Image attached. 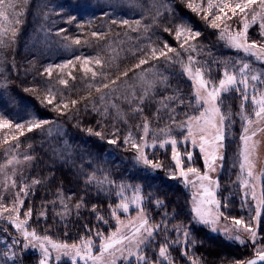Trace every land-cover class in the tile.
I'll list each match as a JSON object with an SVG mask.
<instances>
[{
	"label": "trees",
	"instance_id": "trees-1",
	"mask_svg": "<svg viewBox=\"0 0 264 264\" xmlns=\"http://www.w3.org/2000/svg\"><path fill=\"white\" fill-rule=\"evenodd\" d=\"M197 6L203 10L193 11ZM206 9L207 0H5L4 10L9 20H0V33H3L0 35V119H9L13 127L0 130V168L24 152L34 161L26 182L29 197L24 204L25 211L32 209L30 229L58 243H79L80 238L91 236L98 244L96 231L107 237L116 229L117 220L111 213L117 210L121 202L117 193L122 191L129 200L137 194L143 196L144 213L153 226H161L151 239V244H155L147 251L149 264L153 261L192 264L193 260L197 264H233L236 260L254 257L249 236L239 233L246 241L243 244L230 239L233 235L228 231L235 227L231 220L220 219L214 226L216 230L196 220L192 202L197 193L191 184L180 183L179 178L166 179L161 168H156L154 174L139 169L131 141L124 142L130 133L138 139L142 134L138 125L145 121L153 133L171 127L180 139L169 112L174 108L179 114L177 120H183L184 112L193 111L186 105L195 100L194 87L182 65L165 62L163 58L151 59L153 47L162 48L166 41L181 52L185 62L191 55L206 70L210 69L214 80H218L225 65L242 58L237 50L225 47L221 39L224 24L220 28L212 27L214 15L207 14ZM60 11L62 14L58 15ZM216 12L214 8L213 13ZM113 19L116 24H112ZM123 20H128V25L121 24ZM178 25L200 33L189 41L196 51H182L174 35L164 31L166 27L174 30ZM227 25L234 30L241 29L242 17H233ZM93 32L103 36L93 37ZM77 38L81 41L79 45L74 43ZM248 40L260 41L255 25L249 28ZM138 47L149 53V62L140 68L135 67L143 58ZM78 56L101 58L102 65L94 70L105 74L104 82L127 71L128 75H121L117 81L120 91L100 102L101 93L96 91L99 75L92 80L91 73L85 75L82 71L69 77V74L49 77L44 73L49 65L72 61ZM61 78L68 80L67 86L59 83ZM53 95V104H47L44 98ZM141 98L143 103H139ZM178 99L184 103H178ZM222 99L231 110L237 111L241 104L235 91ZM72 100L77 101L75 106ZM62 103L69 105L63 115L54 110ZM137 106L143 109L142 113L134 111ZM34 122H41V127L27 131L28 125ZM16 123L24 128L17 130ZM53 127L59 128L58 134L48 133ZM13 136L17 138L13 140ZM113 139L117 141L115 144L108 142ZM170 156L171 149H168L160 160L163 167L173 169ZM195 164L202 167L200 156L195 158ZM218 173L221 178L223 172ZM257 182L256 188L261 184ZM232 202L233 215L230 210L225 211L231 217L240 218L237 209L240 199ZM135 209L131 208L130 215L117 210V215L127 224L135 220ZM6 229L15 237L10 228ZM185 232L189 234L187 238L183 235ZM257 239L264 245L261 224ZM165 244L168 245L166 258L159 256V247ZM33 261L28 255L20 257V264ZM61 264H70V261L65 257ZM132 264L137 262L132 260Z\"/></svg>",
	"mask_w": 264,
	"mask_h": 264
},
{
	"label": "snow or ice",
	"instance_id": "snow-or-ice-1",
	"mask_svg": "<svg viewBox=\"0 0 264 264\" xmlns=\"http://www.w3.org/2000/svg\"><path fill=\"white\" fill-rule=\"evenodd\" d=\"M257 0H236L235 3L232 0H207V14H213L214 18L211 19V26L214 28H220L221 23L224 24V30L221 33V39L233 49L242 51L248 56L255 57L257 60H264V43H257L256 41L248 40L249 28L257 22L259 18L261 23L259 27L264 34V13H254L251 16V23L248 22L249 12L252 5L256 4ZM260 5L264 8V0H260ZM5 0H0V20L8 21L9 16L4 10ZM217 9L216 13H213V9ZM193 11L203 10L199 6L194 7ZM229 12L231 15H229ZM243 14V25L239 30L229 31L227 21L231 20L234 16H240ZM115 19L112 20V24H116ZM123 25H128V20L120 21ZM138 23V22H137ZM60 32L65 31L60 29ZM165 32L170 35H174V39L179 44L182 51H196L194 45L189 44L190 40H195L200 36L198 31H193L185 25H178L175 29L164 28ZM3 35V33H0ZM93 37L100 36L102 33L93 32ZM182 41V42H181ZM151 42V41H150ZM74 43L79 45L80 39H75ZM188 45V48H185ZM141 52L143 58L139 59V62L135 65L136 68H140L149 62V53L143 49L137 48ZM173 55H169V54ZM150 58L153 60H159L163 58L165 62H177L183 67V71L187 78L191 81L194 87L195 100L189 102L188 107H192V112H184L183 120H177L179 115L174 108L169 112V119L176 125V129L179 130L181 138L177 139L174 135V130L169 127L167 130L161 129L159 133H152V145L151 147H157V137L163 134V138L160 139L158 144L159 148L164 149L166 146L171 148V161L173 162L174 169L178 172L179 177L182 178L186 184H191L197 188V194L193 198V212L195 213L196 220L202 224L209 225L215 229V225L220 219L231 220L235 226L233 232L235 235L231 236L230 239L238 240L241 244L245 243L241 239L239 233H248L251 243L254 248V258L247 260H236L233 264H264V245H261L257 239V228L261 221L262 209H264V171L257 173V160L256 153L259 141L255 140L254 137L258 133L264 134V74H256L252 72L250 64L244 61H236L232 64L225 65L218 80H214L210 76V69L206 70L203 64H199L189 55L187 62L181 58V52L177 51L176 48L169 45L166 41L163 43L162 48L153 47L150 50ZM78 61H81V70L87 75L91 73V79L96 80L98 75L101 78L99 86L96 87V91L101 93L99 97L100 102H104L105 98H111L115 93L120 91L117 81L122 76H127L128 72L124 71L120 75H117L115 79H111L108 82H104L107 77L103 72L98 73L90 65L96 66L102 65L101 58L92 57H76ZM72 61H67L63 64L49 65L44 69V73L50 77L53 69L67 68L71 65ZM240 66L237 67L236 65ZM74 66V65H73ZM44 73H41L43 75ZM71 75V74H69ZM74 78V77H73ZM143 80L144 77L142 76ZM60 84H68V80L60 79ZM102 89L108 90L102 92ZM27 91V89H26ZM232 91L239 94L241 99L240 110L236 115L241 117L242 132L239 137L241 145L237 153V163L239 171L244 174L247 179L240 180L239 183L243 187L250 189L252 200L256 201L254 209L255 215L251 216L248 220L243 218L231 217L225 209H227V202H222L217 199V189L219 188V177L211 175L217 172V169L222 167L225 159L224 149L226 147V127L228 124L234 123L232 119V113L230 110L222 111L223 99L222 97ZM55 96L46 98L47 104H53ZM143 103V99L139 101ZM178 103L183 104L182 99H178ZM71 104L75 106L76 100H72ZM68 103H62V105H56L54 110L64 114L63 110L68 109ZM95 107V105H93ZM167 107V105H165ZM134 111L143 112L142 108L134 109ZM13 124L9 119H0V130L12 128ZM41 127V122H34L28 125L27 131L31 132L33 128ZM142 129V135L140 137L141 143L131 142V147L138 151L137 160L145 165H152V161L145 155L144 149L149 147L147 137L150 135V126L147 121L142 125H138ZM17 130L23 129L24 125L20 123L15 124ZM91 131V129L89 130ZM23 135V132H20ZM100 135L99 132L95 133ZM17 137L13 136L15 140ZM132 141L131 133L125 138V143ZM8 141L5 140V143ZM109 143L115 144V139L108 141ZM180 146H183V152L180 150ZM191 146L192 150H189ZM198 148L199 155L203 164V171L195 164V149ZM11 163V161H9ZM154 167H160L159 164L153 165ZM237 164L234 163L233 167ZM193 177L195 179H193ZM261 180L260 194L257 197L256 194V181ZM91 182V178H89ZM34 183H39L35 181ZM22 192L27 195L25 189H21ZM138 191V190H137ZM247 197L248 193H244ZM120 197L121 202L117 205V210L122 211L124 214H131L130 205H134L137 210V217L135 220L129 221L127 225L120 220L117 215V210L112 211V216L117 220V226L115 231H112L107 237H105L100 231H96L95 236L99 240L96 241L88 236L86 238H80L79 243H64L54 242L49 236L39 235L35 230H30L27 221L32 217V209L29 208L24 213L25 220H10L9 223L15 228V230L22 234L24 241H32V247H38L40 252V259L38 264H52L54 260L56 264L63 258H68L70 264H117L118 258L121 262H128L133 258L137 264H149L148 257L145 249L151 243V239L156 231L161 227L160 225L149 226V219L144 213V209L141 204V197L137 194L134 195L130 200L123 196L122 191L117 193ZM24 205L23 199H17L16 203L11 209L5 208L4 205L0 204V208L4 211L15 212L16 217L20 215V210ZM67 208V205L64 206ZM80 204L76 205L79 209ZM111 207V205L109 206ZM93 210H95L93 208ZM43 215V214H42ZM103 219V217H97ZM255 221V225L253 224ZM104 223H107L105 220ZM87 228V226H85ZM89 233L92 229H87ZM227 234V230L225 232ZM183 235L187 238L188 233L185 232ZM11 244L21 245L22 248L27 249L29 244L22 243L20 239L13 238ZM135 249V251H133ZM53 252L56 253L53 256ZM168 255V245H162L159 247V256L166 258ZM187 255V253H184ZM0 256L5 258V264L7 261H12L15 264L16 254L14 251L10 252V246L6 245V249L0 252ZM152 264H157L153 261ZM192 264H197L196 260L192 261Z\"/></svg>",
	"mask_w": 264,
	"mask_h": 264
},
{
	"label": "rangeland",
	"instance_id": "rangeland-1",
	"mask_svg": "<svg viewBox=\"0 0 264 264\" xmlns=\"http://www.w3.org/2000/svg\"><path fill=\"white\" fill-rule=\"evenodd\" d=\"M246 11L249 12L247 19H248V22L251 23L252 14L264 13V8L261 7L260 0H257V3L252 5L251 9L246 10ZM61 12L62 11L58 12V15H61L62 14ZM229 15H231L230 12H229ZM238 17L239 18L243 17V14H241ZM232 19H233V17H232ZM232 19L229 21H232ZM229 21H227V23ZM243 22L244 21L242 19V23ZM260 23H261V21L258 18L257 22L255 24H253L252 26L255 25L257 27V31L259 32L260 41H256V42L257 43H264V34H262V30L259 27ZM228 29H229V31H234V29H231V28H228ZM224 45L227 48H231L226 42ZM231 49H233V48H231ZM238 52H240L242 54V58H240L239 61L248 62L250 64L252 72H254L256 74H264V60H257L255 57L248 56L245 53H243L242 51H238ZM72 62L73 63L71 65H69L67 68H64L63 70L54 68L52 74H57L61 77H64V74H72L73 75L74 73H76L78 71H82L81 70V61L74 59V60H72ZM63 63H65V62H61L60 64H63ZM90 66L93 67V69H95L97 67L94 64V62ZM239 66L240 65L238 64L237 67H239ZM69 76L70 75H68V77ZM151 91H153V89L150 90V92ZM44 101H46V97L44 98ZM240 105L237 106L238 107L237 111L234 109L231 110L228 106L226 107V102L223 101L222 111L230 110L231 113L233 114L232 119H233L234 123L228 124L226 127V131H225L226 147L224 149L225 159L223 161V165H222V167L217 169V173L215 172V173H212L211 175H213L215 177V176L219 175L218 172H220V171L223 172L222 177L221 178L219 177V188L217 189V199H219L223 203L227 202L228 207L226 210H230V213L232 214L231 210L234 208L235 205L230 204V202L234 203V202H232V200L235 201V199L237 200V198H239L240 203H238L237 209L240 210L238 212L241 215L238 217L243 218L245 220H248L251 216L255 215L254 209L256 206V201L252 200L250 189L243 187L242 184L239 183L240 180L247 179V177L244 174L240 173L238 163H237V153H238L240 145H241V141H240L239 137H240L241 132H242V123H241V117L239 115H236V113L239 112ZM238 126L240 129L238 128ZM58 131H59V128L53 127L52 129L48 130V133L52 134V133L56 132L58 134ZM152 133H153V131L150 128V135H149V137L146 138L148 141L149 147L144 149V152H145V155L153 163H152V165H145L142 162H139L137 160L138 151L136 149H133L134 150L133 155H134V160H135L136 165L138 166L139 169L146 171L150 174H154L155 173L154 170L156 168H161L163 171L161 169L160 170L163 172V176L166 179L177 180L179 178L178 180L180 181V183L186 184V182L182 178L179 177L178 172H176V170L174 169V165H173L172 161H171V163L173 165V169L171 166L163 167L162 161L160 160V158L163 154L167 153L168 149H171V148H170V146H166V148H164V149L159 148L158 144L160 142V139L163 138V134H161L160 136L157 137V140H156L157 147H155V148L151 147L152 142H153L152 141V135H151ZM178 133H179V131H178ZM140 137L137 139V137L135 136V138H132L131 142H136V143L142 144ZM254 139L259 141L257 153H256V160H257L256 168H257V173H259L260 171H264V134L258 133L257 136L254 137ZM180 150H181V152H183V146H180ZM189 150H192L191 147H189ZM195 152H196L195 158L200 156L199 152H198V148L196 149ZM170 158H171V156H170ZM9 161H11V163H9ZM9 161L7 163L3 164L2 167L0 168V204L4 205L5 208L11 209L12 206L16 203L18 198L23 199L24 204H25L26 199L29 197L28 193H27V195H25V193L22 192L21 189L26 190V182H27L28 177L30 176L32 170H33L34 161L31 159L30 155L28 153H25V152L22 154L20 153L19 155L12 157L11 160H9ZM234 163L237 164L236 167H233ZM156 164H159L160 167H154L153 166ZM200 168H201V171H203V164H202V167H200ZM193 179H195V178L193 177ZM257 181H258L257 183L261 182V180H257ZM191 188H192L193 192L197 193V188H195L193 186ZM229 189H231L230 192H229ZM255 191H256L257 197H259V194L261 191L260 185H259V187H257L255 189ZM26 192H27V190H26ZM245 192L248 193L247 197H245V195H244ZM140 197H141V202H142L143 196H140ZM130 207L133 208L135 206L131 205ZM25 212H27V211H25V207L23 205V207L20 210V215L17 218L15 212L4 211L3 208H0V252H3L6 249V245H8V246H10V252L14 251L16 254L15 264H20V257L23 256V254L31 256L32 259H34V261L31 264H38V260L41 258L38 247H32V244L34 243L32 241H24L22 234L17 232L15 230V228L12 226V224L9 223L10 220H15V219L25 220L26 219L24 216ZM136 215H137V210L133 216L137 217ZM124 221H126V220H124ZM128 223H129V221H127V224ZM152 223L153 222L149 220V226L150 227L153 226ZM127 224H125V225H127ZM253 224L255 225L254 220H253ZM260 224L262 225V228H264V209H262V217H261V221H260L259 225ZM27 225L29 227V220L27 221ZM6 228H10L14 232L15 237H12L10 235V232ZM30 230H32V229H30ZM230 233H231V235H235V233L233 231H228V234H230ZM241 233L249 236L248 233H246V232H241ZM239 235H241V234H239ZM13 238L20 239L22 241V243L29 244V247L27 249H25V248H22L21 245H14L13 246L11 244V241ZM152 243L153 244L150 243L151 246L149 244V246L145 249L146 255H148V256L150 254H148L147 251H148V249L150 250V248H152V246L155 244V242H152ZM133 251H135V249H133ZM55 255H56V253L53 252V256H55ZM132 260H135V259L133 258ZM132 260H130L128 264H132ZM0 264H5V258L3 256H0ZM7 264H12V261H7ZM52 264H56V262L53 260ZM59 264H61V261L59 262ZM81 264H83V262H81ZM117 264H125V262H121L120 259L118 258Z\"/></svg>",
	"mask_w": 264,
	"mask_h": 264
},
{
	"label": "water",
	"instance_id": "water-1",
	"mask_svg": "<svg viewBox=\"0 0 264 264\" xmlns=\"http://www.w3.org/2000/svg\"><path fill=\"white\" fill-rule=\"evenodd\" d=\"M252 258H254V257H252Z\"/></svg>",
	"mask_w": 264,
	"mask_h": 264
}]
</instances>
